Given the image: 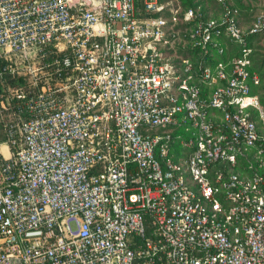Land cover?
<instances>
[{"label": "built area", "instance_id": "1", "mask_svg": "<svg viewBox=\"0 0 264 264\" xmlns=\"http://www.w3.org/2000/svg\"><path fill=\"white\" fill-rule=\"evenodd\" d=\"M137 1L0 0V264H264V6Z\"/></svg>", "mask_w": 264, "mask_h": 264}, {"label": "rangeland", "instance_id": "2", "mask_svg": "<svg viewBox=\"0 0 264 264\" xmlns=\"http://www.w3.org/2000/svg\"><path fill=\"white\" fill-rule=\"evenodd\" d=\"M235 1H236V4L238 6H246V8H247L248 5L249 6L251 5L250 8H252L254 10H256L255 9L256 7H253V6H257L258 3H259V0H235ZM202 3H203V6L206 9L205 15H207V16L217 15L221 11V6L219 4H217V3H215L213 0H203ZM246 8L243 10L244 11L243 20H246V19L249 20L248 17L250 16L249 15L250 10H249V8H247V9ZM262 37L263 36H258L257 39H258L259 42L261 40H263ZM258 45H260V47L262 48V52H264V44L263 45L258 44ZM176 52L196 57V54H194L192 52L191 48L187 44L180 43L179 45H177ZM198 59H199V56L196 57V60H198ZM260 91H262V90H260Z\"/></svg>", "mask_w": 264, "mask_h": 264}, {"label": "trees", "instance_id": "3", "mask_svg": "<svg viewBox=\"0 0 264 264\" xmlns=\"http://www.w3.org/2000/svg\"><path fill=\"white\" fill-rule=\"evenodd\" d=\"M141 1L142 0H138L137 1V4H141L142 3ZM180 1H181V3H182L183 6H193V7L200 6V10L202 11V13H205L206 12V9H205V7L203 6V3H202L203 0H195V1L194 0L193 1L192 0H180ZM213 1L215 2V0H213ZM228 45L230 46V48L228 47L226 49V53L222 56L223 58H226V57H228V56H230L232 54H235L237 52L236 51L237 44L235 42H228ZM258 47L261 48L260 45H258ZM191 50H192V52L194 54H196V57H197V55L199 54V52L197 50H195V49H191ZM258 56H259V58H260V56H263L264 57V53L259 52L258 53ZM193 57H195V56H193ZM196 57H195V59H196ZM263 89H264V86H261L260 87V90H263ZM260 93H262V91H260ZM261 99H262V102L264 103V98L262 97V95H261Z\"/></svg>", "mask_w": 264, "mask_h": 264}, {"label": "crops", "instance_id": "4", "mask_svg": "<svg viewBox=\"0 0 264 264\" xmlns=\"http://www.w3.org/2000/svg\"><path fill=\"white\" fill-rule=\"evenodd\" d=\"M233 4H234V6L237 8V18H238V20H239V22L241 23V25L243 26V27H246L247 25H249L250 24V22H251V19H252V17H253V15L261 8V7H263L264 6V0H259V3H258V5L257 6H253V7H256L255 9L256 10H254V9H252V8H250L251 7V5L249 6L248 5V7L247 8H249V10H250V12H249V20H243V15H244V9L246 8V6H238L237 4H236V1L235 0H232L231 1ZM215 3H217V2H215ZM217 4H219V3H217ZM220 5V4H219ZM246 8V9H247ZM253 11V12H252ZM220 13V12H219ZM218 15V14H217ZM263 38V40H261L260 41V44H264V36L262 37ZM227 44H228V42H227ZM228 47L230 48V46L228 45ZM261 95H262V97L264 98V89L262 90V93H261Z\"/></svg>", "mask_w": 264, "mask_h": 264}]
</instances>
